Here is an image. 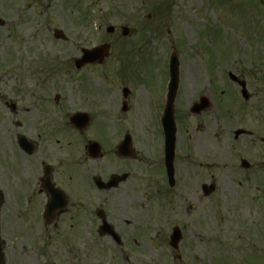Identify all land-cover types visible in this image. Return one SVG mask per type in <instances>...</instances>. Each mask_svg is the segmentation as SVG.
I'll return each mask as SVG.
<instances>
[{"label":"rangeland","instance_id":"obj_1","mask_svg":"<svg viewBox=\"0 0 264 264\" xmlns=\"http://www.w3.org/2000/svg\"><path fill=\"white\" fill-rule=\"evenodd\" d=\"M261 3L260 7L259 0H0V18L6 25L0 29L1 45L11 48L15 40L24 54L25 42L38 56L46 55L49 93H58L69 76L100 77L94 87L97 93L108 84L132 91L130 109L121 122L130 125L135 135L126 127L122 134L137 141L141 159L150 163L148 158H153L149 177L158 184L164 181L157 152L160 154L163 145L160 118L168 83L167 62L172 52L178 57L176 184L170 192L164 189L163 195L159 192L163 187L157 189L148 182L147 193L134 198L145 202L146 224L156 241L121 249L104 241L86 244L82 246L87 253L84 264H264V145L259 142V135L264 137V99L245 103L238 86L227 77L228 72L238 76L243 62L247 69L254 62L264 67V44L253 49L254 36H264ZM109 25L116 27L114 36L121 38L122 26L131 35L114 45L108 65L82 72L72 65L65 70L54 66V61L62 63L59 56L72 60L80 48L110 40L104 32ZM56 28L64 32L67 42L52 38ZM9 31L18 40L9 38ZM257 51H262L261 60ZM12 55L14 60L16 54ZM75 88L71 84L64 94ZM109 96L97 97V103H106L110 112ZM200 97L208 98L211 105L203 113L191 115L188 110ZM70 106L77 108V102ZM113 122L110 115H99L90 133L106 149L115 143L110 136ZM237 129L252 136L234 140ZM73 133L66 131L65 135L69 138ZM240 159L248 161L252 169L241 170ZM203 184H213L214 192L203 197ZM171 225L182 230L178 253L155 236L158 231H169ZM1 238L6 264L74 262L58 253L56 261L49 262V241L47 246L36 238L21 243L15 227H3ZM178 254L180 260L175 257Z\"/></svg>","mask_w":264,"mask_h":264},{"label":"flooded vegetation","instance_id":"obj_2","mask_svg":"<svg viewBox=\"0 0 264 264\" xmlns=\"http://www.w3.org/2000/svg\"><path fill=\"white\" fill-rule=\"evenodd\" d=\"M261 2L264 4V0H259L260 7ZM5 26L1 19L0 29ZM115 31L110 34V40H102V43L109 42L112 50L121 40L114 36ZM8 37L18 40L11 31ZM2 38L0 41H4ZM67 41L68 38L61 42ZM23 44L26 45L24 54L21 44L15 45V40L11 48L0 43V133L3 134L0 135V228L15 227L19 241L24 244L36 238L47 246L49 241V262L56 261L58 253L67 254L66 259H72V264L86 263L87 253L82 250L86 244L104 241L121 249L156 241L146 224L145 202H135L134 198L147 193L148 182L157 189L158 185L163 187L158 191L164 195L165 177L163 173L162 184L151 182L149 169L155 165L153 158L149 156L150 163L141 159L137 141L122 134L125 127L132 132L130 125L121 122L130 109L132 91L108 84L97 93L94 87L100 77L69 76L63 79L59 92L52 95L49 58L38 56L32 46ZM263 44L264 36H254V51L263 48ZM258 52L261 60L262 51ZM12 54H16L14 60ZM59 57L63 58L62 63L54 61V66L61 70L75 67V58ZM107 60L101 64H85L79 72L96 71L108 65ZM243 64L238 79L247 91L244 102L264 99L262 63L254 62L250 69L247 63ZM71 84L76 86L75 90L64 94ZM109 95L110 112L106 103H97V97ZM75 102L77 108H69ZM99 115L113 118L110 136L115 138V143L111 149L103 148L90 134ZM66 131L74 132L73 137L67 138ZM257 133L261 134L259 128ZM259 142L264 145L262 135ZM160 151L157 155L163 157V145ZM158 165L163 172V165ZM173 176L174 185L168 191L176 184L175 169ZM174 227L156 232V238L169 246ZM177 228L181 242L182 231Z\"/></svg>","mask_w":264,"mask_h":264},{"label":"water","instance_id":"obj_3","mask_svg":"<svg viewBox=\"0 0 264 264\" xmlns=\"http://www.w3.org/2000/svg\"><path fill=\"white\" fill-rule=\"evenodd\" d=\"M127 31H125L123 33V35H126ZM59 34L56 33L55 34V38H59ZM108 52V46L103 45L101 47H98L96 49L93 50H89V51H83V57L79 60L75 61L76 67L77 68H81V66L83 64H87V63H94V62H101L103 59V56L105 54V56L107 55ZM177 67H178V62L176 59L173 60L172 62V70H173V81L171 84V89H170V93L167 99V103H166V107H165V111H164V115L161 119L162 122V126L164 129V133H165V153H166V157H165V162L166 165L169 167V169L172 168V160H173V149H174V140H175V126H174V120H173V108H172V104H173V100L176 94V90H177V85H178V72H177ZM207 107V101L205 99H200V104L199 105H194L192 112L198 113L201 110L206 109ZM241 131H238L235 133L236 136L240 135ZM242 166L247 168L248 165L246 162H242ZM213 190V188H210V191ZM178 235H175V244L178 241ZM175 247V246H174ZM0 264H4V260H3V253H2V249H1V244H0Z\"/></svg>","mask_w":264,"mask_h":264}]
</instances>
